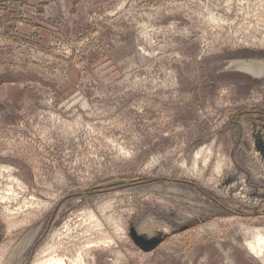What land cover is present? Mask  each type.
I'll return each mask as SVG.
<instances>
[{
  "label": "rangeland",
  "instance_id": "374dc122",
  "mask_svg": "<svg viewBox=\"0 0 264 264\" xmlns=\"http://www.w3.org/2000/svg\"><path fill=\"white\" fill-rule=\"evenodd\" d=\"M239 61L264 0H0V264H264Z\"/></svg>",
  "mask_w": 264,
  "mask_h": 264
},
{
  "label": "bare ground",
  "instance_id": "6f19581e",
  "mask_svg": "<svg viewBox=\"0 0 264 264\" xmlns=\"http://www.w3.org/2000/svg\"><path fill=\"white\" fill-rule=\"evenodd\" d=\"M119 2V1H118ZM120 3V2H119ZM118 5V4H117ZM121 8V7H120ZM24 10V9H23ZM120 11V10H119ZM146 26V25H145ZM145 28V27H144ZM147 29V28H146ZM145 33V32H144ZM236 67L243 71L244 73H250L254 76L260 77L264 74V61L262 62H255V61H239L236 63ZM245 73V74H246ZM112 144V142H110ZM115 144V143H113ZM117 145H115L116 147ZM116 149V148H115ZM120 149V148H118ZM122 153H125V149H120ZM125 151V152H124ZM118 153H120L118 151ZM127 156V153H125ZM129 154V153H128ZM122 155V154H121ZM124 156V155H123ZM129 157V156H128ZM2 197V196H0ZM5 199L4 197H2ZM1 200V199H0ZM253 242H248V249L250 253L258 258L264 257V237L260 234V232L256 231L253 232ZM82 259V258H80ZM78 264L79 262H74L73 264ZM48 264H66L65 261L58 259V258H52ZM72 264V262H71Z\"/></svg>",
  "mask_w": 264,
  "mask_h": 264
},
{
  "label": "crops",
  "instance_id": "0c3cea01",
  "mask_svg": "<svg viewBox=\"0 0 264 264\" xmlns=\"http://www.w3.org/2000/svg\"><path fill=\"white\" fill-rule=\"evenodd\" d=\"M63 7L66 9L67 5L69 4L70 0H61Z\"/></svg>",
  "mask_w": 264,
  "mask_h": 264
},
{
  "label": "water",
  "instance_id": "95a60500",
  "mask_svg": "<svg viewBox=\"0 0 264 264\" xmlns=\"http://www.w3.org/2000/svg\"><path fill=\"white\" fill-rule=\"evenodd\" d=\"M156 245H157V243L154 244V246H156Z\"/></svg>",
  "mask_w": 264,
  "mask_h": 264
}]
</instances>
